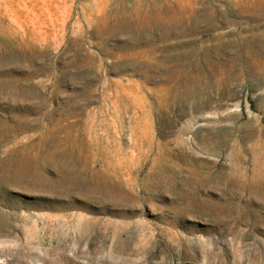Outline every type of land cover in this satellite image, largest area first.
<instances>
[{
	"label": "rangeland",
	"instance_id": "374dc122",
	"mask_svg": "<svg viewBox=\"0 0 264 264\" xmlns=\"http://www.w3.org/2000/svg\"><path fill=\"white\" fill-rule=\"evenodd\" d=\"M0 264H264V0H0Z\"/></svg>",
	"mask_w": 264,
	"mask_h": 264
}]
</instances>
